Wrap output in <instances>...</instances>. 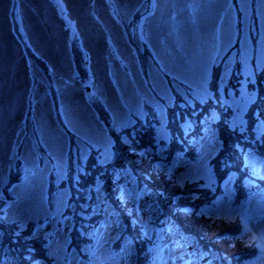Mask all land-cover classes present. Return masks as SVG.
Wrapping results in <instances>:
<instances>
[{
	"label": "rangeland",
	"instance_id": "obj_1",
	"mask_svg": "<svg viewBox=\"0 0 264 264\" xmlns=\"http://www.w3.org/2000/svg\"><path fill=\"white\" fill-rule=\"evenodd\" d=\"M152 1L153 11L147 0H0V245L5 235L14 234L18 247L40 237V243L49 244L52 264H131L144 246L143 232L154 233L156 195L174 200L178 190L190 202L192 196H186L203 182L208 200L217 192V172L225 173H219L224 156L243 155L254 183L264 181V155L250 145L259 135L264 138V127L255 120L264 110V0ZM137 14L148 16L142 32L135 23L134 43L127 22ZM144 44L152 57H145ZM145 62L153 91L143 74ZM147 115L154 119L156 149L167 175L154 171L153 156L147 166L163 182L153 179L154 192L141 197L126 181L119 187L120 200L111 187L101 195L129 221H112L97 206L78 219L76 210L89 200V186L104 184L100 179L107 175L100 171L126 157L128 138L122 130ZM202 116L197 134L191 128ZM189 136L194 151L186 146ZM222 186L214 204L196 207L201 216L189 203L182 205L187 207L182 215L195 217L209 233L233 230L235 242L222 241L221 247L232 254L258 249L254 261L264 264V240L259 239L264 189L262 194L236 191L240 186L234 178ZM86 219L87 225L80 224ZM124 237L132 250L119 252ZM238 237L244 244L236 243ZM153 248V264H187L178 263L184 254L180 245ZM238 262L244 264L245 257L240 254ZM0 264L11 262L0 258Z\"/></svg>",
	"mask_w": 264,
	"mask_h": 264
},
{
	"label": "trees",
	"instance_id": "obj_2",
	"mask_svg": "<svg viewBox=\"0 0 264 264\" xmlns=\"http://www.w3.org/2000/svg\"><path fill=\"white\" fill-rule=\"evenodd\" d=\"M147 3L149 8L153 11L155 9L153 1L147 0ZM113 11L117 15V17L121 18V13L117 12L115 8H113ZM147 16L148 15L137 14V16H135L134 18V21L132 20L133 22H127L126 19L123 20V22H127V25L129 26L128 32L131 36V42H136L135 31L133 30L135 23H139L138 28L140 32H142L144 27V18ZM18 31H20L19 28ZM22 39L24 41V46L27 51L30 53L32 52L31 54H33V57L35 56L36 58V55L29 42H27V39H25V37H23ZM142 41L146 42L144 38H142ZM74 47L79 54L83 53L78 46L75 45ZM135 48H137V46H135ZM144 52L146 58L152 57V51L148 44L144 46ZM155 64L160 67V63L156 60ZM143 74L148 83V86L153 91L154 88L150 80L149 63H143ZM48 77L52 83L51 86L55 88V83L53 80L54 78L49 75ZM255 110L258 111V108L255 107L253 112ZM230 114H232V112ZM203 117L204 116H202L199 120L200 125H198L197 127L192 126L191 128L192 131H195L197 134L200 133L199 128L203 125ZM257 118L260 122L258 124V128L263 129L264 110H261L259 112L255 120H257ZM251 130H253V128ZM122 133L124 137L128 138L126 140L128 142H126L127 148L124 149L127 150V153H129V155L127 156L126 153V157L116 160V162H114L113 164L111 163L107 167V170L104 169L100 171H104L103 175H107L106 179H100V181H103L104 184L101 187H98L97 185H93L92 187L89 186V200L81 202L80 206L76 210L78 219L87 215L89 209L95 208L97 206L101 209H104L108 214H110V220L112 221L119 219L129 221V219L123 215L119 208H114L113 202L111 200L101 195H104L105 192L108 193L107 190L109 187H111L113 190H115V195L117 199L120 200L119 197L121 196L119 187L123 181H126L127 183L130 182V187L132 184H134L131 189L137 191L139 197H141L142 195H146L150 191V189H152L154 192L155 182H153V179H159L162 181V176L161 179L153 178L154 174L151 170L152 166L150 169L147 166L148 163L151 162V156L157 159V162H154V171L160 175H167V172L163 169L162 164L164 163V161L161 156L160 148L156 149L158 146V138L155 128V122L152 117L148 116V118L142 120L141 122L137 120L134 126L125 128L124 130H122ZM259 137V141L253 140L252 144L250 145L258 149V151L256 152L259 153V155H264V138L262 140L261 135H259ZM190 138L191 136H189L188 140L186 141V146L191 147V150L194 151L192 148L194 146V142ZM233 140H235V143L239 141V137H236ZM168 151L169 150L165 148V153H167ZM250 152L253 151L250 150ZM178 155L181 156L180 153ZM234 157L235 156H229L227 158L224 156L225 160L220 164V167L222 168L221 170H219V173H221L222 170H224L225 173L219 175L217 172V184L219 183L217 192H215L214 190L215 193L211 198L208 199L209 201L207 200L209 192L207 188L203 187V182H201L200 184L198 183L194 187L193 191L195 192L186 196L187 198H190L192 196V198L189 199L191 200L190 202L184 200L186 194L178 190L173 195L174 200H170L171 197L163 198L160 194L156 195V201H158L156 210L159 217L156 218L153 222L154 233L152 234V236H150L146 231L143 232V239L139 241L144 243V249L142 248L141 250L137 251V254H133V256L129 260L131 264H142L141 262H145L144 264H153L155 260H157V257L155 259L154 256L153 247H157L160 244L169 246L180 245L184 248V254L178 258V263H182L185 261V263L187 264H240L238 262V259L239 255L241 254L245 257L244 264H256L254 260L259 256L258 249L255 254L251 251L249 253H239L238 250L233 252L232 254L229 248L226 251L221 247V245H224L222 241H226L230 245L235 242L233 241L235 238L233 230L229 232L223 229L222 232L219 231L217 234H213L211 232V234L208 231L202 229L200 224L194 223L195 217L187 218L188 216L182 215V213L186 214L187 208L186 206L184 207L182 205L185 203H189V209L193 208L195 210L194 214L197 213L198 217L201 216V214L198 213V211L196 210V207L199 208L201 205H205L204 207H206L208 205L214 204L216 199L223 194V183H225L231 178H234L236 187L240 186L239 188L235 189L236 191L245 190L249 193L256 192L257 194H262L261 190L264 189V181L257 180L256 183H254L256 177L251 171V168L248 165L245 166V164H243V155L240 157L236 156V159ZM212 165H215V162H212ZM162 171L164 172V174L162 173ZM240 174L246 176V179H250L252 183L247 184V182L241 181L242 177H240ZM118 176H121L122 179L118 180ZM124 177L126 178V180ZM157 183L160 185L159 182ZM87 189L88 188H86L85 190L83 189L82 193L85 194ZM99 190H102L103 193L100 194ZM198 193L202 194L204 198H194L195 200H193V197H195V195H197ZM134 195L137 196L136 193ZM101 198L103 200L100 202L99 199ZM96 201L97 203H95ZM197 201H206L207 203L197 204ZM190 212L191 211L188 210L189 214ZM80 224H82L83 226L87 225V219L85 221L80 222ZM137 237L140 238L141 236L138 235ZM238 238L239 239L236 240V243L239 245L244 244V242L240 241L241 237ZM39 239L40 237L36 240L28 238V242L26 245L22 243V247H18V239L17 237H15L14 234L11 237L5 235V239L1 240L0 245L1 262H11V264H39L40 261H44L47 262V264H52L49 259V244H45L42 241L40 243ZM89 239L92 240V238ZM24 240H27V238H25ZM131 241L133 242V239H131ZM121 243L122 247L119 246V252L127 251L128 248V250H132V243L127 237H124V240ZM113 251L115 253H118L114 249ZM29 257L34 258L29 259Z\"/></svg>",
	"mask_w": 264,
	"mask_h": 264
},
{
	"label": "snow or ice",
	"instance_id": "obj_3",
	"mask_svg": "<svg viewBox=\"0 0 264 264\" xmlns=\"http://www.w3.org/2000/svg\"><path fill=\"white\" fill-rule=\"evenodd\" d=\"M246 232H250L251 230L248 228V226L245 224L244 226ZM260 240H264V232L261 233V236L259 238ZM259 246V245H258Z\"/></svg>",
	"mask_w": 264,
	"mask_h": 264
},
{
	"label": "bare ground",
	"instance_id": "obj_4",
	"mask_svg": "<svg viewBox=\"0 0 264 264\" xmlns=\"http://www.w3.org/2000/svg\"><path fill=\"white\" fill-rule=\"evenodd\" d=\"M0 26H1V25H0ZM0 30H2V29H0ZM2 32H3V31H2ZM92 38H93V39L91 40V41H92L91 44H92V45H95V43H96L95 36H92Z\"/></svg>",
	"mask_w": 264,
	"mask_h": 264
},
{
	"label": "water",
	"instance_id": "obj_5",
	"mask_svg": "<svg viewBox=\"0 0 264 264\" xmlns=\"http://www.w3.org/2000/svg\"><path fill=\"white\" fill-rule=\"evenodd\" d=\"M88 91L91 92V89H89Z\"/></svg>",
	"mask_w": 264,
	"mask_h": 264
}]
</instances>
